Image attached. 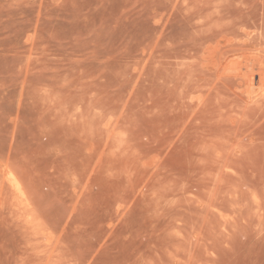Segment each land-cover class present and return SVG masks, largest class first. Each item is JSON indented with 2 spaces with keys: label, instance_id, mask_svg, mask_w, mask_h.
Segmentation results:
<instances>
[{
  "label": "rangeland",
  "instance_id": "374dc122",
  "mask_svg": "<svg viewBox=\"0 0 264 264\" xmlns=\"http://www.w3.org/2000/svg\"><path fill=\"white\" fill-rule=\"evenodd\" d=\"M0 264H264V0H0Z\"/></svg>",
  "mask_w": 264,
  "mask_h": 264
},
{
  "label": "bare ground",
  "instance_id": "6f19581e",
  "mask_svg": "<svg viewBox=\"0 0 264 264\" xmlns=\"http://www.w3.org/2000/svg\"><path fill=\"white\" fill-rule=\"evenodd\" d=\"M259 50V49H258ZM253 63V62H252ZM263 82V81H262ZM255 84H256V82H255V80H251V88L253 89V88H255ZM244 95H246V94H244ZM254 103V102H253Z\"/></svg>",
  "mask_w": 264,
  "mask_h": 264
}]
</instances>
